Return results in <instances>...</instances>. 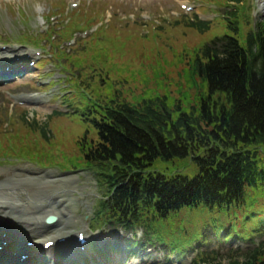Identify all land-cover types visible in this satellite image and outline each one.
Returning a JSON list of instances; mask_svg holds the SVG:
<instances>
[{
  "label": "trees",
  "instance_id": "16d2710c",
  "mask_svg": "<svg viewBox=\"0 0 264 264\" xmlns=\"http://www.w3.org/2000/svg\"><path fill=\"white\" fill-rule=\"evenodd\" d=\"M259 49L243 52L233 46L197 68L209 92L188 111L178 109L174 116L149 105L141 113L125 107L106 113L98 124L100 140L90 143L85 154L91 161L106 162L117 185L116 208L136 215L142 202L158 200L159 214L183 203H203L208 210L241 209L242 221L257 215L246 208L241 186L260 179L264 187V36ZM203 149L210 160L202 163L201 174L192 181L143 169L158 158L170 162L193 155L198 160L194 154L204 153ZM208 262L264 264V246L260 244L241 262Z\"/></svg>",
  "mask_w": 264,
  "mask_h": 264
},
{
  "label": "rangeland",
  "instance_id": "374dc122",
  "mask_svg": "<svg viewBox=\"0 0 264 264\" xmlns=\"http://www.w3.org/2000/svg\"><path fill=\"white\" fill-rule=\"evenodd\" d=\"M39 0H0V11L2 14L0 15V28H9V30L13 31L16 34L20 33V29L22 28L21 25L17 24L16 20L18 19V14H14L11 16L7 11H14L16 8H23L26 13H38L40 12L43 8L42 5L38 3ZM159 0H144L142 6L146 7L141 10L140 16L142 18H148L149 16L152 17L153 14H155V6L158 5ZM111 1L107 0V2H103L99 4V6L106 7L108 8L106 15L112 14V12L116 11L114 7H110L109 3ZM105 3V4H104ZM140 1H136V3L132 4L130 9L132 10V14L135 16H132L133 18H136L137 20L139 16L135 14V10L139 6ZM246 4H251V0L244 1ZM155 4V5H154ZM116 5V4H115ZM127 7V6H124ZM127 13H130V10L126 8L124 10ZM163 14V13H162ZM137 15V17H136ZM167 16L169 19L171 18L170 15H163ZM9 18H16V20H10ZM167 20V19H166ZM173 20L170 19V21ZM168 21V20H167ZM11 26V27H10ZM128 32L130 33H138L139 29L134 27V26H128L126 28ZM112 31L115 32V29L112 28ZM222 33V29H215V30H208L201 32L195 28H188L187 29V34L190 38V44L191 46H196L200 47L203 45L205 42L209 41L212 37L219 35ZM122 39H117L116 42L119 43ZM174 44H170L169 47H173ZM130 45L127 46V49L129 51ZM163 49V47H160V50ZM165 50V49H164ZM166 56H170V59L166 60L164 58V67L166 70V75L163 74L164 76L162 78H165L167 80H172L175 79V71L176 69L174 66V61L175 59L173 58V51H166ZM162 74V73H161ZM40 76V71H35L33 74L30 76V79H26L25 81L23 80V84L21 88L24 86H28L30 83L26 84L29 81H33L31 84H36L39 83L38 77ZM114 74L112 72L109 73V77L112 78ZM147 78V77H145ZM148 82V84H144V82ZM190 83H192V80L189 79ZM143 83L138 85L140 88L141 96H144L143 93H149L152 90H156L158 87V84H160L161 80L158 83V79L156 77L153 78H147L142 80ZM202 83H200V88L196 89L195 91H200L201 93L203 92V88L201 87ZM164 87H168L167 81L164 80L163 83ZM25 90L29 91V88L27 87ZM82 98V103L85 104V97L83 96V92L79 93ZM196 97H192V100H194ZM84 100V101H83ZM191 100V101H192ZM2 105L6 106V103L4 100L1 102ZM58 103L59 100H53L51 101V106H47L44 104H35L36 107H31L29 108V111L34 117H36L37 120H46L47 116L49 115V110L50 109H55L58 108ZM196 103H194L195 105ZM51 107V108H49ZM39 108H42L39 110ZM48 110H47V109ZM20 109V108H19ZM59 109V108H58ZM16 110V109H15ZM16 111L12 112L11 114H15ZM38 114V115H37ZM3 116V115H2ZM31 117V116H30ZM6 118V115H5ZM7 120V119H5ZM67 122V123H66ZM90 119L86 120H81L77 117H74L72 119V122H70L69 119H66L63 116H59L55 118V120L50 121L47 128L52 132V137H51V143H56L58 144V148H61V151H65L66 153H70L72 149V142L73 139L76 137H79L86 128L90 127L89 129V135L93 136L94 134V129L92 126ZM11 126V125H10ZM40 141L42 143L47 144V146H50V142L47 141V139L42 135L40 138ZM35 159L40 164H43V161L46 159L49 160L50 163V158H45V153L43 156H39L37 152H35ZM6 153L3 151H0V157L5 156ZM50 156H54V154L51 152ZM45 158V159H44ZM48 162V161H47ZM60 167V166H57ZM10 168L14 169L16 171V174L14 176H10L8 174V171ZM38 172H40V176L43 178H47V173H53L55 174L58 178H66V177H71L72 181L70 184L65 183L63 180L60 181H55L51 183L50 187L44 188L40 191V195L42 196H47V195H65V197L69 198V202L72 203V207L68 208L69 210L71 208L75 207L76 213L79 215L78 218V224L72 226V230H75L77 228H84L87 229L90 225V220H91V215H92V206L94 202L101 196V192L98 190V188L95 187L94 181L90 176V173L87 171H71V172H60L58 169H39L35 166H32L28 163H16L15 165H10V164H3V166H0V176H2V179L5 177H8L9 179H29L28 184H22L21 187H27L29 191L33 190V188L39 187V184L36 183V180H31L34 179ZM30 175L29 177H24L22 174H27ZM42 173V174H41ZM22 190L24 188H19V190ZM26 191L25 194H26ZM66 201V202H68ZM222 212V211H221ZM221 212H209L208 216L205 217L203 216L202 211H198L196 209H187V208H182L173 218L169 219L168 222H165L162 224L161 227H157L155 237H159L160 235H163L166 239L167 242H172L174 245L179 246L181 249L183 247H188L189 243L191 240L195 237L198 236V232H202L201 228L204 226L206 227H213L217 228L219 225H228V223H231V221L227 218L226 213H221ZM216 218L218 225L214 224L213 218ZM225 222V223H221ZM89 230V229H88ZM86 230V231H88ZM260 238L256 237L255 242L259 241ZM213 244L217 247V249L223 254L224 260L227 261V259L231 258V253L234 252L233 248L235 250H244L247 249L250 244L244 243V246L241 245L239 248H235L234 244L228 241H221L216 242L213 241ZM149 252V251H148ZM237 253V252H236ZM160 255L157 254H151L147 259L148 264H153L154 260H161ZM132 258V256H131ZM130 258V259H131ZM138 259L137 255H135L133 260ZM186 259V258H185ZM225 261V262H226ZM228 262V261H227ZM144 264V263H143Z\"/></svg>",
  "mask_w": 264,
  "mask_h": 264
},
{
  "label": "bare ground",
  "instance_id": "6f19581e",
  "mask_svg": "<svg viewBox=\"0 0 264 264\" xmlns=\"http://www.w3.org/2000/svg\"><path fill=\"white\" fill-rule=\"evenodd\" d=\"M3 59L4 57L0 52V62H2ZM0 73V77L6 78V76H9L13 71H2ZM52 182L53 180H40L39 185L44 186L51 184ZM7 183L8 184L0 187V216L5 217V220L11 219L10 221H17L24 225L27 228V232L25 233L26 237L24 239L25 241L27 239L33 240V237L35 236L37 241L44 244L49 240H57L60 237L71 233V231H69L59 234L65 227L69 226L72 221H75V216L69 212V214L66 217H63V220L57 224L59 228L58 231L48 234L47 236L42 235L43 232H46V230H49L56 225L55 223H45V218L47 217V214L50 213V211L46 209V205L49 206V209L51 210V207H56V204L60 205L64 203V201H67L63 196L57 195L55 197L44 198L35 192L36 194H31L27 198H23V193L20 190L16 191V188H19L20 185L26 184L27 182L15 179V181ZM16 197L19 199L16 200ZM51 198H53L55 202H50V204L49 201L52 200ZM27 199L31 201V204L28 203ZM67 205H71V203L68 202ZM53 214H58L57 210ZM52 250L58 251L56 248H53Z\"/></svg>",
  "mask_w": 264,
  "mask_h": 264
}]
</instances>
